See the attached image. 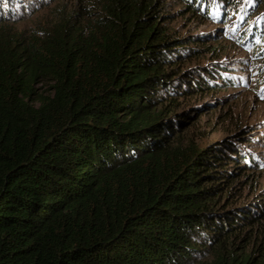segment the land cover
I'll return each mask as SVG.
<instances>
[{
  "label": "trees",
  "instance_id": "obj_1",
  "mask_svg": "<svg viewBox=\"0 0 264 264\" xmlns=\"http://www.w3.org/2000/svg\"><path fill=\"white\" fill-rule=\"evenodd\" d=\"M244 1L0 0V264H264L251 137L202 147L180 111L228 87L185 70L225 6L264 57Z\"/></svg>",
  "mask_w": 264,
  "mask_h": 264
},
{
  "label": "rangeland",
  "instance_id": "obj_2",
  "mask_svg": "<svg viewBox=\"0 0 264 264\" xmlns=\"http://www.w3.org/2000/svg\"><path fill=\"white\" fill-rule=\"evenodd\" d=\"M245 2L246 0L242 4L244 5ZM225 10L223 18H207L201 22L202 25L197 28L199 33L203 30L215 31L200 40L201 43L208 44L211 49L203 52L206 45H193V47L198 46L197 49L201 51L200 58L195 64L187 66L185 70L196 65L218 69L219 72H214L215 76H211L209 71H201L210 81L216 80L223 84L225 82L218 77L227 76L228 83L225 85L228 87L206 92L198 101L180 109V111L188 110L190 115L188 123H184L182 127L185 126V136L200 139L202 147L220 142L230 134L240 133V135L250 136L251 139L248 141L246 137L243 138L244 149L251 150L261 161H264V57H259L258 53L254 52L256 48H252L253 45L257 47L263 44L257 45L260 38L254 35L255 44L245 46L243 42L247 36L244 33L247 32L248 25L246 27L244 25L247 19L234 30L239 15L229 11L227 6ZM228 21L232 22L227 23ZM169 22L183 37L188 38L195 31L192 25L194 23L191 24L187 20V14L185 18L180 14L176 15L175 19ZM198 23L195 22V24ZM247 23H249L248 20ZM238 33H242L241 35L245 37L244 39L240 37L242 41L236 40ZM38 87H44V85L39 84ZM247 143L249 145H246ZM257 166L258 169L254 170V177L257 179L256 188L258 191L262 189V196H264V162L258 163ZM238 193H241V197L244 196L247 194V187L239 184L233 190L232 200L236 199Z\"/></svg>",
  "mask_w": 264,
  "mask_h": 264
}]
</instances>
